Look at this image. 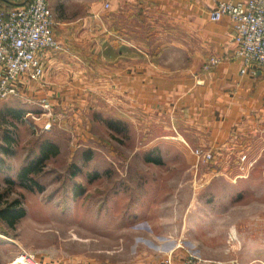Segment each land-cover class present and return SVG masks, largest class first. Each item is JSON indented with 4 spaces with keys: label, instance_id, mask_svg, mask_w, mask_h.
I'll return each mask as SVG.
<instances>
[{
    "label": "crops",
    "instance_id": "1",
    "mask_svg": "<svg viewBox=\"0 0 264 264\" xmlns=\"http://www.w3.org/2000/svg\"><path fill=\"white\" fill-rule=\"evenodd\" d=\"M58 1L47 3L61 49L44 53V73L39 80L20 76L14 83L17 93L0 101V117L9 118L12 109L20 110L21 117H11L17 130L24 128L22 119L27 120L25 114H30L36 124L59 119L88 138L92 134L88 108L96 87L104 96L112 94L117 104L128 102L127 117L131 120H145V150L157 147L155 151L161 152L174 145L180 149L181 142L190 150V145L218 150L264 122V66L256 72L251 67L240 72L241 61L233 55L236 44L232 21L227 16L219 21L208 19L209 10L220 0H83L85 17L77 24L55 14ZM80 1L60 3L68 12L67 8L76 7ZM105 1L110 4L108 9L103 7ZM130 7L176 12V19L188 22L196 32L189 47L193 64L170 70L147 59V53L139 55L132 43L129 46L133 49L124 46V40L119 45L113 38V22ZM123 52H128L129 61L124 60L127 56ZM201 54L206 57L198 58ZM42 102H48V110L41 108ZM158 125L161 130L156 131ZM168 160L156 163L145 159L143 163H151L158 171L157 167ZM186 163L185 159L172 160L173 167ZM167 172L136 175V190L139 183H151V187L146 194L132 198L134 209L125 213L131 223L117 222L114 227L129 230L137 238L134 246L140 251L126 253L110 264H163L168 255L170 264H184L188 251L213 262L218 226L213 218V205L217 204L213 203V193L220 188L215 184H227L232 189L237 178L248 181V176ZM204 194L212 198L206 199ZM222 236L226 241L227 231ZM9 253L0 244V260L4 262L2 254Z\"/></svg>",
    "mask_w": 264,
    "mask_h": 264
},
{
    "label": "rangeland",
    "instance_id": "2",
    "mask_svg": "<svg viewBox=\"0 0 264 264\" xmlns=\"http://www.w3.org/2000/svg\"><path fill=\"white\" fill-rule=\"evenodd\" d=\"M60 1L54 6L56 15L73 20L74 24L82 21L86 11L83 0L76 7L67 8L68 12ZM175 13L130 7L113 22L114 33L120 39L113 38L119 45L124 40V46L131 49L129 43H132L139 55L147 53V59L170 70L193 64L189 47L196 32L188 22L176 19ZM123 53L127 56L124 60L129 61L128 52ZM205 57L201 54L198 58ZM208 59L211 62V56ZM98 90L94 89L92 96L95 97L89 103L92 134L88 138L78 135L59 119H51L46 130L43 126L47 122L41 120L43 123L36 124L30 114H25L27 120L22 119L24 128L19 131L11 114H7L9 118L0 117V191L6 192L0 198V206L20 197L26 209V214L12 229L0 221V231L6 235L0 237V244L10 251L2 254L4 262L0 260V264L21 256L20 249L32 255L36 264L87 261L110 264L123 259L126 253L128 256L135 250L140 251L134 246L137 238L129 230L115 228L114 224L131 223L125 213L134 209L133 199L140 193L146 194L151 187V183L143 186L139 183L140 188L136 190V175L160 171L248 176V181L240 182L237 178L232 189L227 184H215L220 188L213 193V203L217 202L213 205V218L218 225L214 232L217 237L213 241V262L193 251L187 253L200 258L202 264H264V122L218 150L192 145L190 150L183 142L180 149L174 145L161 152L155 151L157 147L145 150V120H131L127 117L128 102L117 104L112 94L104 96ZM158 126L156 131L161 130ZM47 138L58 144L59 151L35 163L29 178L35 179L41 188L34 184L33 190H29L20 183L18 172L24 164L37 160L38 144ZM194 148L208 152L210 157L197 159L192 152ZM148 155L169 160L161 166L163 169L158 166L157 171L151 163H143ZM178 158L185 159L186 166L173 167L172 160ZM78 186L80 193L76 192ZM204 198L211 199L212 195L204 194ZM226 231L225 241L222 234Z\"/></svg>",
    "mask_w": 264,
    "mask_h": 264
},
{
    "label": "built area",
    "instance_id": "3",
    "mask_svg": "<svg viewBox=\"0 0 264 264\" xmlns=\"http://www.w3.org/2000/svg\"><path fill=\"white\" fill-rule=\"evenodd\" d=\"M11 6H0V101L16 94L14 83L20 76L39 80L44 73V53L61 49V42L53 31V13L47 0H3ZM110 6L108 1L104 8ZM227 16L233 24L234 56L241 61L240 72L251 67L253 72L264 66V0H220L209 10L208 19L219 21ZM213 62V59L211 60ZM49 109L48 102L40 104ZM50 122L44 124L48 129ZM199 158L210 154L194 148ZM27 264L32 255L20 250ZM23 264L16 256L6 264ZM163 264H170L169 257ZM184 264H202V260L189 254Z\"/></svg>",
    "mask_w": 264,
    "mask_h": 264
},
{
    "label": "trees",
    "instance_id": "4",
    "mask_svg": "<svg viewBox=\"0 0 264 264\" xmlns=\"http://www.w3.org/2000/svg\"><path fill=\"white\" fill-rule=\"evenodd\" d=\"M0 6L9 7L11 6V3L0 0ZM11 115L14 118H19L22 116L20 110L15 109H12ZM58 151L59 146L52 139L47 138L45 141L39 142L37 150V160H34V162H29L28 164H24V166H22V168L18 172V179L20 183H22L23 186L29 190H33L34 184L41 188V186L35 179L29 178V175L31 174V172H34L36 162H43L48 158V156L55 155ZM146 160L160 163L159 156L151 157L150 155H148L146 156ZM76 192L80 193V186L77 187ZM4 193H6L5 190L3 192L0 191V198L4 196ZM21 199L22 198L20 197L14 198L11 201H7L3 206H0V221L6 224L8 228H14L15 222L26 214V209L24 208V206H22ZM0 233H4L3 230L0 231Z\"/></svg>",
    "mask_w": 264,
    "mask_h": 264
},
{
    "label": "bare ground",
    "instance_id": "5",
    "mask_svg": "<svg viewBox=\"0 0 264 264\" xmlns=\"http://www.w3.org/2000/svg\"><path fill=\"white\" fill-rule=\"evenodd\" d=\"M18 261H22L23 264H27L28 261H26V258L24 259V257L21 256H18ZM31 263L32 264H36L34 260L31 259ZM38 263V262H37ZM15 264V263H14ZM40 264V263H39Z\"/></svg>",
    "mask_w": 264,
    "mask_h": 264
}]
</instances>
